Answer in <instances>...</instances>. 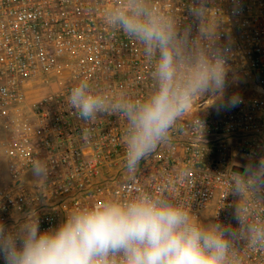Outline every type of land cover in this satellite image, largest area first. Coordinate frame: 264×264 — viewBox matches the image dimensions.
Instances as JSON below:
<instances>
[{"label": "built area", "instance_id": "1", "mask_svg": "<svg viewBox=\"0 0 264 264\" xmlns=\"http://www.w3.org/2000/svg\"><path fill=\"white\" fill-rule=\"evenodd\" d=\"M132 8L170 26L178 87L224 57L227 76L223 91L193 93L167 136L129 169L123 108L157 91L160 59L158 49L110 22ZM80 79L103 100L91 122L65 103ZM48 82L49 92L28 101L30 88ZM233 97L239 102L230 106ZM0 109L29 115L8 140L9 180L0 189L6 227L34 210L41 231L55 229L78 208L146 194L183 207L202 226L234 229L227 264H264V240L247 230L264 227V184L236 192L241 175L232 171L264 162V0H0ZM36 159L48 164L42 181L31 169Z\"/></svg>", "mask_w": 264, "mask_h": 264}, {"label": "clouds", "instance_id": "2", "mask_svg": "<svg viewBox=\"0 0 264 264\" xmlns=\"http://www.w3.org/2000/svg\"><path fill=\"white\" fill-rule=\"evenodd\" d=\"M110 22L138 37L150 51L160 53L157 91L147 100L123 108L129 124L124 156L129 169H134L188 109L193 93L225 89L227 57L211 66L202 64L194 78L178 87L170 26L161 25L139 8L117 11ZM238 102L233 97L230 106ZM65 103L85 122L94 120L104 108L86 79L70 88ZM87 138L85 129L82 139L87 142ZM31 169L38 180L47 178L45 161L34 160ZM250 183L264 184V162L251 180L238 176L235 191H244ZM236 220L245 226L244 217L238 215ZM247 230L254 242L264 240V227L247 225ZM234 234V229L220 224L202 226L183 207L145 194L78 208L55 229L41 231L34 210L18 227L0 223V257L4 264H227L231 245L226 236Z\"/></svg>", "mask_w": 264, "mask_h": 264}, {"label": "rangeland", "instance_id": "3", "mask_svg": "<svg viewBox=\"0 0 264 264\" xmlns=\"http://www.w3.org/2000/svg\"><path fill=\"white\" fill-rule=\"evenodd\" d=\"M51 89L52 85L50 82L30 88L27 93L28 101L39 98L40 96L49 92ZM28 117L29 115L24 110L13 111L12 113L8 114L5 110L0 109V189L9 180L7 162L9 154L8 140L13 134H15L16 131H23L25 129V126L28 123ZM234 167L232 171H234ZM240 168L241 169L239 171L235 172L242 176H252V173L258 169V167L254 165Z\"/></svg>", "mask_w": 264, "mask_h": 264}, {"label": "water", "instance_id": "4", "mask_svg": "<svg viewBox=\"0 0 264 264\" xmlns=\"http://www.w3.org/2000/svg\"><path fill=\"white\" fill-rule=\"evenodd\" d=\"M241 168L239 166L234 167V171H239Z\"/></svg>", "mask_w": 264, "mask_h": 264}]
</instances>
